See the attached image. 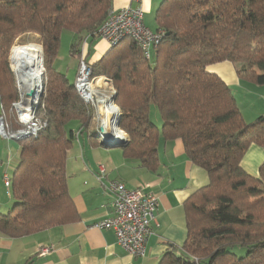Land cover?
<instances>
[{
  "label": "trees",
  "instance_id": "16d2710c",
  "mask_svg": "<svg viewBox=\"0 0 264 264\" xmlns=\"http://www.w3.org/2000/svg\"><path fill=\"white\" fill-rule=\"evenodd\" d=\"M112 5L0 0V117L11 130L21 126L13 107L20 91L10 66L20 36H39L45 67L37 110L42 128L17 140L13 203L0 211L3 235L27 236L80 219L68 189V152L78 135L102 143L94 106L54 63L64 32L73 34L71 55L80 59L84 44L100 37ZM155 20L163 34L151 58L125 36L90 65L92 76L105 75L116 90L119 127L129 137L127 158L156 171L160 146L180 138L186 156L209 176L185 202L184 244L166 242L156 264H264V162L257 175L241 164L253 143L264 145V115L247 121L232 88L208 69L230 61L240 79L264 85V0H161Z\"/></svg>",
  "mask_w": 264,
  "mask_h": 264
},
{
  "label": "crops",
  "instance_id": "0c3cea01",
  "mask_svg": "<svg viewBox=\"0 0 264 264\" xmlns=\"http://www.w3.org/2000/svg\"><path fill=\"white\" fill-rule=\"evenodd\" d=\"M160 1L143 0L142 3L145 23L151 27L149 24L153 20L154 30L157 29L155 12ZM130 4V0H113L112 6L119 9ZM17 41L19 45L15 46L14 53L30 51L27 46L32 42L21 45L23 43ZM36 44L38 50L32 52L41 53L42 45ZM100 45L102 47V41L95 45L91 60H99L106 53H100ZM208 69L219 74L232 88L247 121L264 115V85L240 79L230 61L213 63ZM152 110H155L154 107ZM20 150L17 140L0 136L1 212L8 210L13 203L11 188L5 185L4 177L6 174L11 177L17 169ZM159 159V168L151 171L138 161L127 158L121 146L106 147L93 143L86 134L78 135L68 152L67 182L80 219L22 237L0 233V264H27L28 261H31L30 264H156L168 247L166 242L176 246L184 244L187 238L185 202L209 182L208 173L186 156L180 138L161 145ZM263 162L264 145L253 143L241 164L249 173L257 175ZM113 180L123 181L129 188L151 190L159 198L153 234L148 240L145 256H134L124 250L113 229L93 226L114 212V194L109 188ZM43 246H52V252L41 254Z\"/></svg>",
  "mask_w": 264,
  "mask_h": 264
},
{
  "label": "built area",
  "instance_id": "2783aa9c",
  "mask_svg": "<svg viewBox=\"0 0 264 264\" xmlns=\"http://www.w3.org/2000/svg\"><path fill=\"white\" fill-rule=\"evenodd\" d=\"M130 2L131 4L128 6L119 9L113 8L110 11L109 16L99 30L100 38L105 39L112 45L127 36L137 42V45L147 58H151L163 32L152 30L146 25L144 20L145 10L142 5L143 0H130ZM17 45L19 43L16 40L11 48L10 66L16 76L20 89V99L14 102L13 107L21 126L16 130H11L5 122L4 117L1 116L0 136L6 139L21 140L26 137L37 136L42 128V121L37 110L41 99L39 94L43 87L45 67L40 84L32 86V88H36L38 95L29 96L28 92L32 88L29 90L27 84L23 82L22 66L14 56V48ZM100 76L104 77L106 88L104 90H92L90 82L97 76H92L91 65L86 62L85 57L82 55L74 82L75 88L86 102L94 106V120L97 125L99 140L105 141L109 137H106L105 129L107 127L104 126L103 119L100 117L97 96L99 95L104 98L108 105H116L119 111L120 108L115 103L116 90L113 86H110V80L105 75ZM26 98L31 100L29 107L24 109L22 102ZM114 118L115 116L112 117V123L119 124V112L116 118ZM101 125L104 127L103 130L101 129ZM124 133L128 137L127 133ZM11 182V177L6 174L4 177L5 185L11 188ZM109 188L114 194V212L111 216L97 221L93 226L100 229H113L119 245L124 250L134 256H145L148 240L153 234V223L156 221L155 212L159 205L157 194L151 190L146 191L144 188H129L123 181L119 180L111 181ZM51 252L52 246H43L40 249V253L43 255Z\"/></svg>",
  "mask_w": 264,
  "mask_h": 264
},
{
  "label": "bare ground",
  "instance_id": "6f19581e",
  "mask_svg": "<svg viewBox=\"0 0 264 264\" xmlns=\"http://www.w3.org/2000/svg\"><path fill=\"white\" fill-rule=\"evenodd\" d=\"M14 56L20 62L22 69H23V82L27 84V88L30 90L33 85H39L42 80V72L43 68V60L42 55L39 52H15ZM105 82L103 76L95 77L91 82L90 86L92 90H104ZM99 101V112L100 117L103 119V124L106 126V137H117V138H124L126 134L118 127L116 123H112V117L115 116L119 112V109L116 105L111 104L108 105L106 100L101 96H97ZM29 98H26L22 102V106L24 109H27L30 105ZM114 118V119H115ZM111 124V126H110Z\"/></svg>",
  "mask_w": 264,
  "mask_h": 264
},
{
  "label": "rangeland",
  "instance_id": "374dc122",
  "mask_svg": "<svg viewBox=\"0 0 264 264\" xmlns=\"http://www.w3.org/2000/svg\"><path fill=\"white\" fill-rule=\"evenodd\" d=\"M151 21H152V23L150 22L149 25L151 26L150 28L152 30H154V28H153L154 27V21L153 20H151ZM18 40H19L20 43H23L21 45H25V44H28V43L32 42V44H29L27 46V49L30 50L31 52L38 50L36 43H38L40 41V38H39V36L37 34H35V33H26V34H23L22 36H20L18 38ZM73 40H74V36L70 32H64L62 34V40H61V45H60V48H59V54H58V56H57V58L55 60V63H54V65H55V67L57 69L67 73L70 76L71 79L74 77L75 72H76V70L78 68L79 62H80V59H78L75 56L71 55V44H72ZM27 41H30V42H27ZM34 41H36V42H34ZM99 41H102V47L100 45V48L102 49V51H100V53L104 54V52H106V50H108V48H109L108 47V43L106 42L105 39H103V38L99 39V40L96 39L92 43L88 42L87 44L86 43L84 44V54H83V56L85 57V60H86V62L88 64H90L93 61L97 60L95 58H94V60H91V59L94 57L95 45ZM17 43H18V41H17ZM40 54L42 55V53H40ZM43 68H44V66H43ZM16 83H17V79H16ZM104 85H105L104 88H106V83ZM17 87H18V90L20 91L18 83H17ZM155 116H157V119H158L157 113H155L154 117ZM157 122L160 123L159 120Z\"/></svg>",
  "mask_w": 264,
  "mask_h": 264
},
{
  "label": "water",
  "instance_id": "95a60500",
  "mask_svg": "<svg viewBox=\"0 0 264 264\" xmlns=\"http://www.w3.org/2000/svg\"><path fill=\"white\" fill-rule=\"evenodd\" d=\"M42 57H43V56H42ZM43 90H44V88L42 87V88H41V92H40V94H39V97L42 96ZM28 95H29V96H37L38 94H37L36 88L33 87V88L28 92ZM114 99H115V98H114ZM120 117H121V113H120V111H119V121H120ZM117 125H119V124L117 123ZM101 129H102V130L104 129L103 125H101ZM128 142H129V138H128L127 136L124 137V138L109 137L107 140H105V141H101L102 145H104V146H106V147H116V146H121V147H123V146H125L126 144H128Z\"/></svg>",
  "mask_w": 264,
  "mask_h": 264
},
{
  "label": "clouds",
  "instance_id": "9594fccd",
  "mask_svg": "<svg viewBox=\"0 0 264 264\" xmlns=\"http://www.w3.org/2000/svg\"><path fill=\"white\" fill-rule=\"evenodd\" d=\"M105 131H107V129H105ZM123 138V137H122Z\"/></svg>",
  "mask_w": 264,
  "mask_h": 264
}]
</instances>
